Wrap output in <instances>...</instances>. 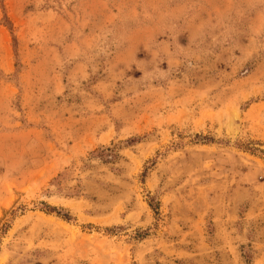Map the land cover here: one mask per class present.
I'll use <instances>...</instances> for the list:
<instances>
[{
  "label": "rangeland",
  "instance_id": "rangeland-1",
  "mask_svg": "<svg viewBox=\"0 0 264 264\" xmlns=\"http://www.w3.org/2000/svg\"><path fill=\"white\" fill-rule=\"evenodd\" d=\"M0 264H264V0H0Z\"/></svg>",
  "mask_w": 264,
  "mask_h": 264
}]
</instances>
